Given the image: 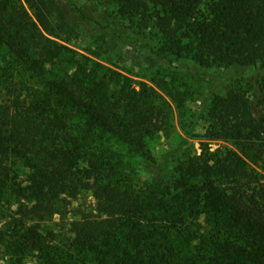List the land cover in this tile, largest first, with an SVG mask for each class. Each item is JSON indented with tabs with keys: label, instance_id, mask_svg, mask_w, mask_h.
I'll return each mask as SVG.
<instances>
[{
	"label": "trees",
	"instance_id": "16d2710c",
	"mask_svg": "<svg viewBox=\"0 0 264 264\" xmlns=\"http://www.w3.org/2000/svg\"><path fill=\"white\" fill-rule=\"evenodd\" d=\"M92 1L135 29L134 39L118 35L119 47L127 42L151 57L252 69L232 80L216 76L200 108L201 115L208 107L204 136L238 152L205 143L171 167L166 151L138 163L166 180L165 189L121 183L110 140L145 150L163 128L166 101L52 39L58 0H0V188L21 159L32 167L30 205L22 210L31 222L56 213L69 190L89 191L97 204L96 214L70 224L71 253L46 244L36 224L25 228L22 244L50 264H180L175 242L185 215L206 213L215 231L199 249L206 261L264 264V174L245 159L264 172V0Z\"/></svg>",
	"mask_w": 264,
	"mask_h": 264
},
{
	"label": "rangeland",
	"instance_id": "374dc122",
	"mask_svg": "<svg viewBox=\"0 0 264 264\" xmlns=\"http://www.w3.org/2000/svg\"><path fill=\"white\" fill-rule=\"evenodd\" d=\"M58 3L59 10L55 15L57 35L50 36L52 39L128 76L136 89L139 88L138 83H145L166 101L163 128L147 139L145 150L138 152L126 143L110 140L112 159L117 170L115 176L121 183L140 188L152 186L158 190L165 189L166 180L147 174L139 168L138 163L144 157L155 160L166 151L171 152V167L200 153L205 143L211 151L228 147L238 152L237 147L230 142L204 136L210 124L206 115L208 107L201 115L200 108L214 91L218 80L216 76L237 79L238 74H247L251 68L204 67L184 58L166 60L151 57L127 42L119 47L121 39L118 35L122 39L128 36L134 39L137 33L127 22L120 21L111 7L92 0H58ZM151 35L146 33L143 36L152 46L158 47L155 35ZM238 82L244 83V80ZM226 83L227 80H224L217 90L225 87ZM245 159L250 166L264 174L253 159L249 156ZM11 173V179L0 188V264H50L48 256L42 251L26 248L22 244V233L31 224L37 225L46 244L60 246L71 253L73 236L69 230L70 224L83 214L97 213V204L91 192L69 190L60 198L56 213L44 221L31 222L22 210L30 205L25 188L29 184L28 176L32 173V167L24 160L15 159ZM205 215H185L183 233L175 242L180 264H210L205 260V254L199 253L203 242H210L215 232L212 219ZM90 258L87 256L84 261L90 262Z\"/></svg>",
	"mask_w": 264,
	"mask_h": 264
}]
</instances>
